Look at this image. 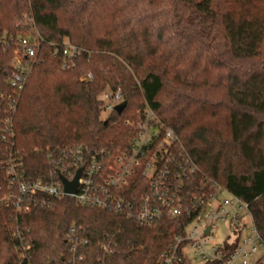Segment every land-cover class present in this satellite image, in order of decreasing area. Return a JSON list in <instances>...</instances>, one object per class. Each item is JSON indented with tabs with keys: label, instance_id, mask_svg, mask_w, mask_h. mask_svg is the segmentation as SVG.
<instances>
[{
	"label": "trees",
	"instance_id": "obj_1",
	"mask_svg": "<svg viewBox=\"0 0 264 264\" xmlns=\"http://www.w3.org/2000/svg\"><path fill=\"white\" fill-rule=\"evenodd\" d=\"M33 30L38 61L10 113L14 42ZM1 36L14 41L0 46V133L10 119L28 177H56L55 162L76 145L120 154L134 134L126 122L152 112L178 135L177 156L196 166L187 189L237 195L264 239V0H0ZM67 42L82 53L64 68ZM107 90H120L127 106L104 119ZM7 146L0 140V161ZM45 200L28 213L0 208V264H71L65 235L74 226L90 240L85 264H100L106 234L118 245L106 264H155L182 229L139 225L71 197Z\"/></svg>",
	"mask_w": 264,
	"mask_h": 264
},
{
	"label": "built area",
	"instance_id": "obj_2",
	"mask_svg": "<svg viewBox=\"0 0 264 264\" xmlns=\"http://www.w3.org/2000/svg\"><path fill=\"white\" fill-rule=\"evenodd\" d=\"M14 37H0V46L9 47ZM15 57L9 83L13 91L4 100L10 113L16 111L21 93L32 73L42 40L37 30L15 40ZM59 50L55 49V53ZM64 68L73 65L82 51L72 44L61 47ZM83 79H92L88 74ZM100 99L104 110L112 111L123 101L120 90L105 91ZM134 134L127 150L112 155L100 149L76 145L64 152V158L54 164L56 177L51 180L28 177L24 159L15 148V129L10 119L0 133L9 153L0 161V208L12 207L16 213H28L33 206L48 199L73 198L81 206L101 208L125 215L137 224L153 227L166 220L182 229L158 256L155 264H264V239L254 224L249 204L222 186L210 194L191 192L186 185L196 172L195 164L187 157L179 158L174 151L178 145L176 132L160 119L126 122ZM82 169L75 193H67L61 176L73 181ZM136 189L143 194L137 198ZM145 189V191H144ZM138 192V191H137ZM227 195L218 198L219 194ZM251 219V222H248ZM220 221H227L229 231L220 240L214 230ZM209 229V231H207ZM16 249L30 260L29 242L20 231L14 232ZM235 236L233 243L230 239ZM65 241L69 246L70 263L85 264L82 250L90 240L78 227L70 228ZM115 236L106 234L101 242L100 264L117 251Z\"/></svg>",
	"mask_w": 264,
	"mask_h": 264
},
{
	"label": "water",
	"instance_id": "obj_3",
	"mask_svg": "<svg viewBox=\"0 0 264 264\" xmlns=\"http://www.w3.org/2000/svg\"><path fill=\"white\" fill-rule=\"evenodd\" d=\"M126 106H127V101L123 100L121 103L116 105L115 110L118 114H121L124 111V109L126 108ZM81 171H82V169H80L77 172L76 177L73 181H68L65 177L61 176V180L64 184L65 191L67 193H75L77 191L78 179L80 178ZM207 231H209V229Z\"/></svg>",
	"mask_w": 264,
	"mask_h": 264
},
{
	"label": "rangeland",
	"instance_id": "obj_4",
	"mask_svg": "<svg viewBox=\"0 0 264 264\" xmlns=\"http://www.w3.org/2000/svg\"><path fill=\"white\" fill-rule=\"evenodd\" d=\"M110 114V111H107V110H104L103 113H102V117L105 119L107 118V116ZM227 193L226 192H223L221 194H219V197L218 198H222L224 196H226ZM248 222H251V219H248ZM220 236V240H223L224 239V236L225 234L227 233V231H229V226H228V223L227 221H220L218 224H217V227L214 229ZM235 240V236H233L231 239H230V243H233Z\"/></svg>",
	"mask_w": 264,
	"mask_h": 264
}]
</instances>
